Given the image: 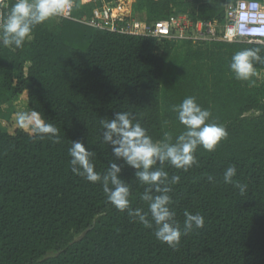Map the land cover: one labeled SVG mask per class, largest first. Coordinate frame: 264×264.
Returning a JSON list of instances; mask_svg holds the SVG:
<instances>
[{
    "label": "trees",
    "instance_id": "1",
    "mask_svg": "<svg viewBox=\"0 0 264 264\" xmlns=\"http://www.w3.org/2000/svg\"><path fill=\"white\" fill-rule=\"evenodd\" d=\"M70 1L84 16L117 0ZM228 1L135 0L133 10L149 23L188 11L194 22L222 23L227 6L240 0ZM195 43L118 35L56 17L37 26L22 49L0 40V116L26 95L29 110L59 130V142L0 130V264H264V63L256 65L255 83L235 79L229 68L236 51L260 48L264 56V46ZM189 96L228 136L214 152L198 149L188 171L153 166L169 174L181 223L185 211L205 217L204 228L173 249L112 206L99 183L74 174L69 148L82 142L101 173L117 163L132 206L146 210L140 197L148 185L115 156L100 121L130 112L154 140L173 143L184 128L172 107ZM232 165L244 195L223 181ZM52 251L57 255L48 257Z\"/></svg>",
    "mask_w": 264,
    "mask_h": 264
},
{
    "label": "clouds",
    "instance_id": "2",
    "mask_svg": "<svg viewBox=\"0 0 264 264\" xmlns=\"http://www.w3.org/2000/svg\"><path fill=\"white\" fill-rule=\"evenodd\" d=\"M68 7V0H12L6 13L0 16V40L3 46H11L12 50L22 49L26 42L32 40L34 29L49 21L51 18L62 15ZM264 35V30H255ZM261 49H244L236 51L229 64L235 79L255 83L258 77L257 64L264 63ZM172 110L183 125L184 131L175 138V142L156 141L147 130L131 118L130 112H118L114 119H102L104 129L103 140L113 145L116 157L123 160L132 168L137 169L139 181L148 185L140 199L147 205V209L133 207L132 193L129 185L120 178L121 167L113 162L106 172L96 170L93 162V153L79 141H73L69 148L71 157V171L83 176L87 181L99 183L107 201L135 222L146 229H153L155 237L169 248H178L182 237L191 232L203 229L205 217L201 214L184 212L181 223L177 213L173 210V198L168 186L169 174L153 166L170 164L176 169L188 171L198 164L197 150L208 152L216 151L218 145L227 138V130L220 124L211 122V112L200 106L195 97L189 96ZM32 116L19 115V123L23 126L30 124ZM34 131L41 137L59 142V130L52 124L37 121ZM237 169L234 165L228 166L223 172V181L232 184L244 195L246 185L234 180ZM213 177H209L212 182ZM179 176L171 178L173 184H178Z\"/></svg>",
    "mask_w": 264,
    "mask_h": 264
},
{
    "label": "built area",
    "instance_id": "3",
    "mask_svg": "<svg viewBox=\"0 0 264 264\" xmlns=\"http://www.w3.org/2000/svg\"><path fill=\"white\" fill-rule=\"evenodd\" d=\"M133 4L132 0H117L94 8L89 15L76 16L75 5L68 0L66 10L56 18L118 35L191 40L196 43L247 42L264 46V35L255 31L264 30V4L257 0H240L236 4H229L225 11L228 24L222 32L219 31L218 21L194 22L190 18H172L168 21L142 22L135 16ZM6 8L8 0H0V16H3ZM260 79L264 82V71L261 72Z\"/></svg>",
    "mask_w": 264,
    "mask_h": 264
},
{
    "label": "rangeland",
    "instance_id": "4",
    "mask_svg": "<svg viewBox=\"0 0 264 264\" xmlns=\"http://www.w3.org/2000/svg\"><path fill=\"white\" fill-rule=\"evenodd\" d=\"M135 16L138 17L142 22L146 21L142 17V14L139 12H135ZM189 16H190V14L188 11V12H183V13L176 15L174 18H176L178 20L180 18H189ZM227 24H228V21H226V19H225L222 23H220L219 31L222 32L223 30H225V27ZM195 44L197 47H200L202 42H197ZM205 47L206 46H204V48ZM20 114L31 115L32 116L31 123L22 126L19 123V115ZM252 114L255 115L256 113H252ZM37 121H41V120L39 119V117L36 114L32 113L29 110L27 97H26V95H23L18 100L11 102V103H8L7 105H5L3 107V112L0 116V130L4 131V132L8 131L10 133H14L16 130L22 129V130H25L27 132L33 133ZM78 238H80V237H78ZM56 255H57L56 252L52 251L48 254V257H54Z\"/></svg>",
    "mask_w": 264,
    "mask_h": 264
},
{
    "label": "crops",
    "instance_id": "5",
    "mask_svg": "<svg viewBox=\"0 0 264 264\" xmlns=\"http://www.w3.org/2000/svg\"><path fill=\"white\" fill-rule=\"evenodd\" d=\"M133 2H135V0H132Z\"/></svg>",
    "mask_w": 264,
    "mask_h": 264
},
{
    "label": "water",
    "instance_id": "6",
    "mask_svg": "<svg viewBox=\"0 0 264 264\" xmlns=\"http://www.w3.org/2000/svg\"><path fill=\"white\" fill-rule=\"evenodd\" d=\"M228 2L230 3L231 1L229 0Z\"/></svg>",
    "mask_w": 264,
    "mask_h": 264
}]
</instances>
